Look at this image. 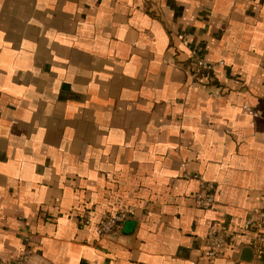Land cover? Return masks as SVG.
Returning <instances> with one entry per match:
<instances>
[{
    "label": "crops",
    "instance_id": "1",
    "mask_svg": "<svg viewBox=\"0 0 264 264\" xmlns=\"http://www.w3.org/2000/svg\"><path fill=\"white\" fill-rule=\"evenodd\" d=\"M197 44L215 74L193 77ZM256 210L264 0H0V259L264 264V224L258 262L245 228ZM213 228L233 236L217 260Z\"/></svg>",
    "mask_w": 264,
    "mask_h": 264
},
{
    "label": "built area",
    "instance_id": "2",
    "mask_svg": "<svg viewBox=\"0 0 264 264\" xmlns=\"http://www.w3.org/2000/svg\"><path fill=\"white\" fill-rule=\"evenodd\" d=\"M184 41L189 39V35H183ZM222 62L212 63L205 59V47L202 44L193 46L191 70L194 78L215 74ZM216 96V94H214ZM195 200L200 208L210 209L215 204V185L209 182H202L200 190L195 194ZM131 216L129 211H120L110 215L100 221L96 227L99 237H106L116 233L122 224ZM91 218L84 215L81 223L87 227L91 225ZM264 224V210H256L252 217L245 222V228L252 231L254 238L250 241L248 248L254 255V261L258 262L263 251V234L261 232ZM232 234L224 229H210L206 235L205 257L209 260H217L225 256L227 248L232 245ZM27 255L23 254L10 259H0V264H26Z\"/></svg>",
    "mask_w": 264,
    "mask_h": 264
},
{
    "label": "water",
    "instance_id": "3",
    "mask_svg": "<svg viewBox=\"0 0 264 264\" xmlns=\"http://www.w3.org/2000/svg\"><path fill=\"white\" fill-rule=\"evenodd\" d=\"M249 251L252 253V251L249 249Z\"/></svg>",
    "mask_w": 264,
    "mask_h": 264
}]
</instances>
